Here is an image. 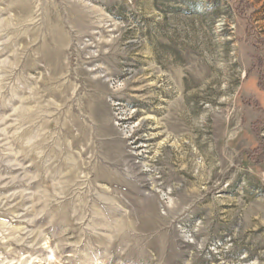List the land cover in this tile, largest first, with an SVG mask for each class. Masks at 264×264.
Returning a JSON list of instances; mask_svg holds the SVG:
<instances>
[{"label":"rangeland","instance_id":"rangeland-1","mask_svg":"<svg viewBox=\"0 0 264 264\" xmlns=\"http://www.w3.org/2000/svg\"><path fill=\"white\" fill-rule=\"evenodd\" d=\"M0 264H264V0H0Z\"/></svg>","mask_w":264,"mask_h":264}]
</instances>
